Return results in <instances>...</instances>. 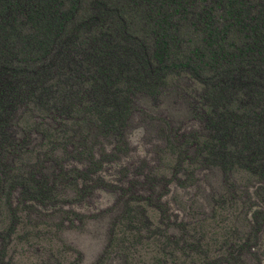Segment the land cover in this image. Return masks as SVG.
I'll list each match as a JSON object with an SVG mask.
<instances>
[{"label":"trees","instance_id":"16d2710c","mask_svg":"<svg viewBox=\"0 0 264 264\" xmlns=\"http://www.w3.org/2000/svg\"><path fill=\"white\" fill-rule=\"evenodd\" d=\"M141 124L166 170L122 164ZM207 171L261 200L214 243L162 201ZM59 191L115 197L92 264H146L145 239L154 264H264V0H0V264H19L16 209L55 208Z\"/></svg>","mask_w":264,"mask_h":264},{"label":"rangeland","instance_id":"374dc122","mask_svg":"<svg viewBox=\"0 0 264 264\" xmlns=\"http://www.w3.org/2000/svg\"><path fill=\"white\" fill-rule=\"evenodd\" d=\"M146 128L141 124L132 130L128 157L123 159L122 164L135 165L147 160L155 167L166 170V161L161 153L162 141L154 131L149 129L150 132H146ZM245 186L239 180L235 187L229 189L223 185L216 171L192 177L180 174L177 185H169V192L162 201L167 203L170 221L176 220V224L182 221L197 238L214 243L234 230L238 229L241 233L246 227L248 208L260 205V199L245 193ZM61 192L54 201L55 208H49L52 203L47 202L46 208L41 206L33 212L26 207L16 209L17 231L9 236L6 243L10 255L19 264H92L104 250L115 216V209L112 208L114 195L97 191L89 198L78 201L71 191L67 196L60 197ZM70 209L81 217L72 218L70 214L66 216L62 213ZM11 216L6 209L0 210V231L7 229ZM152 241L145 239L138 249L146 264H154L152 259L156 257ZM105 264H121V260L113 254Z\"/></svg>","mask_w":264,"mask_h":264}]
</instances>
